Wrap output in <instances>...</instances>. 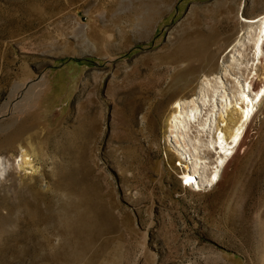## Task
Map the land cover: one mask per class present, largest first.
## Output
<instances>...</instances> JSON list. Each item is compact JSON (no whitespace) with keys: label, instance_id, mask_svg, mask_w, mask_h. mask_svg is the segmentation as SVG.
<instances>
[{"label":"rangeland","instance_id":"1","mask_svg":"<svg viewBox=\"0 0 264 264\" xmlns=\"http://www.w3.org/2000/svg\"><path fill=\"white\" fill-rule=\"evenodd\" d=\"M262 13L264 0H0V264H264V96L212 186L185 182L169 125L179 102L198 106L188 133L204 140L240 118L223 106L245 77L229 50ZM85 211L103 228L86 245L70 228Z\"/></svg>","mask_w":264,"mask_h":264},{"label":"bare ground","instance_id":"2","mask_svg":"<svg viewBox=\"0 0 264 264\" xmlns=\"http://www.w3.org/2000/svg\"><path fill=\"white\" fill-rule=\"evenodd\" d=\"M242 23L241 33L238 34L232 44V47L230 48L229 52L231 53L229 54L227 61L231 67L243 69L245 77L241 84L238 83L232 88V95L226 98V106L225 103L223 105L224 110L226 108L227 112L229 111L230 106L233 105V110L240 114V118L235 119V121L233 120L234 122L231 126H229V128L227 127L224 129L220 127L214 138L207 137L208 139L204 140L201 134L197 133L195 136H191V134L188 133L190 123L192 124L196 114L199 113L198 106L195 105L190 107V105H187L183 107L181 106V102H179L170 116L171 123L169 122V125L172 128L173 134L178 136L179 134H182L184 139H186L184 145L182 143V146L180 147L181 155L186 158L189 157L191 162L189 161L187 163V170L185 171L184 179L185 182L193 188L200 189L205 183L212 186L219 180L221 169L228 159L229 154L232 153V151L229 150L235 149L240 144L244 136L246 126L249 123V120H251V117L254 116V111H256L255 109L258 103L264 96V81L262 85L257 88L256 92L253 93L252 91L254 87V71L259 67L256 66L260 65L259 62H264V13L255 17L242 19ZM201 89L202 93L204 92V95H207L205 94L207 88L204 86ZM197 105L199 104L197 103ZM205 124L206 123L203 125ZM228 144L230 147L227 146ZM213 147L218 149V153L216 152L218 157L217 160L213 162V166L209 169V163H207L208 160H206V157L203 156L202 150L205 148L213 150ZM14 150L15 149L12 147L7 149V151ZM27 155L28 153L22 148L21 161H19L18 164L22 168L25 167V165L30 166L33 164ZM2 158L3 157L0 156V175L7 172L6 165L1 162ZM28 191H35V189L31 185L28 188ZM70 226H72L70 228H72L74 235H76L75 237L81 240L83 239L82 241H85V245L87 242L88 244L92 242L103 230L102 224L99 225L95 221L91 220L87 211L80 213L79 218L74 220Z\"/></svg>","mask_w":264,"mask_h":264},{"label":"water","instance_id":"3","mask_svg":"<svg viewBox=\"0 0 264 264\" xmlns=\"http://www.w3.org/2000/svg\"><path fill=\"white\" fill-rule=\"evenodd\" d=\"M207 186H208V184H207V183H205V184H204V187H207Z\"/></svg>","mask_w":264,"mask_h":264}]
</instances>
